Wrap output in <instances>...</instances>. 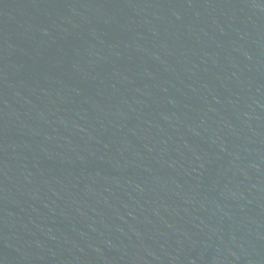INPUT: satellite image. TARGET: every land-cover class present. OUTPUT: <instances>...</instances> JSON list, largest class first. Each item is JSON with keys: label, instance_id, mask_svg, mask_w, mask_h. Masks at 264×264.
<instances>
[{"label": "water", "instance_id": "1", "mask_svg": "<svg viewBox=\"0 0 264 264\" xmlns=\"http://www.w3.org/2000/svg\"><path fill=\"white\" fill-rule=\"evenodd\" d=\"M0 264H264V0H0Z\"/></svg>", "mask_w": 264, "mask_h": 264}]
</instances>
